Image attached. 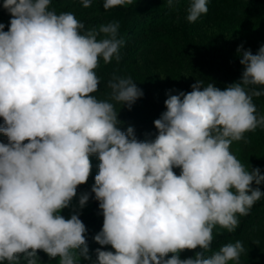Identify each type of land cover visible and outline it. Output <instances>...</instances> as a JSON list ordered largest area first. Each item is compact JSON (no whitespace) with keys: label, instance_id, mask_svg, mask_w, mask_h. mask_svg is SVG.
<instances>
[{"label":"clouds","instance_id":"1","mask_svg":"<svg viewBox=\"0 0 264 264\" xmlns=\"http://www.w3.org/2000/svg\"><path fill=\"white\" fill-rule=\"evenodd\" d=\"M51 2L0 5L10 15L7 31L0 23V134L8 141H0V262L39 264L38 250L58 264L92 260L80 213H60L88 181L95 155L91 192L103 226L94 240L114 251L97 248L92 264H239L240 241L205 253L216 225L234 231L238 216L264 196L260 168L247 170L230 151L234 141L247 142L245 133L264 129L253 102L264 96V46L256 54L237 48L244 71L224 90L197 80L190 92H169L155 139L139 141L133 127L121 130L110 102L131 110L144 95L136 83L113 74L110 98L94 95L100 59L121 58L119 23L86 30L74 13L50 10ZM133 2L104 0L103 7ZM207 4L190 0L188 22L207 14ZM88 200L82 194L79 207Z\"/></svg>","mask_w":264,"mask_h":264},{"label":"rangeland","instance_id":"2","mask_svg":"<svg viewBox=\"0 0 264 264\" xmlns=\"http://www.w3.org/2000/svg\"><path fill=\"white\" fill-rule=\"evenodd\" d=\"M97 1L92 0L91 6L85 8L78 0H52L55 4L53 9L57 13L71 12L78 20L88 21L85 24L86 30L98 29L100 25L106 24V19H109L108 15H100ZM142 1L134 0L132 4ZM251 1L253 0H208L207 14H202L197 21L190 23L186 18L190 0H180L165 17L150 28L149 32L143 30L124 42L119 50L121 57L119 62L113 58L110 63L105 64L101 58L99 67L95 70L101 81L98 92L94 93L98 99L110 98L111 90L106 85L113 74L124 78L130 77L144 93L133 104L131 110L127 106L110 101L118 112V120L122 122L121 130L126 131L131 126L139 141L154 140L158 130L154 126L156 119L152 115L166 111L164 102L169 92L173 95L178 94L179 91L190 92L191 86L197 80L203 81V86L213 83L221 90L240 81L244 67L240 63L241 57L237 53V48L243 45L244 50H251L256 54L258 49L264 46V30L247 21L243 11L244 6L246 7ZM2 4L3 0H0V5ZM99 17L105 21V24L94 22ZM119 19L113 22H118L119 28H126L128 23L131 27L138 18ZM9 21V13L0 7V23L7 24ZM159 34L163 37L150 41V46L136 48L138 42L148 41L149 38ZM253 102L258 113L264 115V96L254 97ZM2 123L3 120L0 118V124ZM245 139L247 142L234 141L230 151L247 170L258 167L264 175V129L258 127L255 132L245 133ZM0 141L8 142L3 134H0ZM253 157L259 162L253 161ZM90 161L92 169L88 181L77 187V195L73 198L70 207L60 213L67 219L75 212H79V218L86 226L85 236L92 260H84L81 257L79 264H92V261L96 260L97 248L114 251L111 246H101L94 240V236L102 229L103 215L102 210L99 209V202L91 192L100 161L95 155L90 157ZM174 171L179 175V168H175ZM84 193L89 194V200L81 209L78 202ZM238 220L239 224L232 232L219 225L213 228V241L205 255L210 256L216 252L211 251L213 243H220L221 248L225 244L240 241L245 251L240 256L239 264H264V202L261 199L257 201L250 213L247 216H238ZM223 236H227L228 243L223 241ZM198 251L199 248L184 250L180 253V258L194 257ZM37 255L39 264H58L59 258L50 260L41 250L37 251ZM170 256L171 254L169 258ZM228 264H237V262L229 261Z\"/></svg>","mask_w":264,"mask_h":264},{"label":"trees","instance_id":"3","mask_svg":"<svg viewBox=\"0 0 264 264\" xmlns=\"http://www.w3.org/2000/svg\"><path fill=\"white\" fill-rule=\"evenodd\" d=\"M80 4L81 0H78ZM180 0H174L172 5H169L167 0H143L140 3L132 4L129 6H116L111 9L105 10L103 7L104 1H97L98 5V12L101 16L108 15L106 19V24L113 22L114 20L117 21L119 18H128V17H136L138 18L134 21V24L130 27L129 23L128 26L125 28H119L118 30V39H122L124 42H127L132 36L137 35L138 33L142 32L143 30L148 31L152 26H154L158 21H160L163 17H165L171 9L175 6V4ZM55 7L54 2L50 4V10ZM245 11V16L247 21L250 23L259 26L261 29L264 30V0H253L248 5L243 8ZM106 17V16H105ZM111 18V19H110ZM121 20V19H119ZM84 25L88 23L85 19L80 20ZM122 21V20H121ZM131 21V20H130ZM94 22L98 24H105V21L102 18H96ZM133 23V21H132ZM5 25V31L8 30L9 22ZM158 37V38H157ZM163 35L159 34V36L155 35L154 37L149 38L150 40H143L136 44L137 49H141L145 46H150V41H154L156 38L160 39ZM156 39V40H157ZM161 114H153L152 117L154 119L160 118ZM253 161L259 162L256 157L252 158ZM253 187H256L253 184ZM260 190L264 192V183L260 186ZM261 200L264 202V196L261 197ZM223 241L228 243L227 236H223ZM220 249V243H213L211 247V251H217ZM208 256V255H207Z\"/></svg>","mask_w":264,"mask_h":264}]
</instances>
